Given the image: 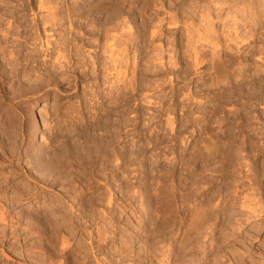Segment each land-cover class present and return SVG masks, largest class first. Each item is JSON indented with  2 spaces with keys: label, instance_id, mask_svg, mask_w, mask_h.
<instances>
[{
  "label": "rangeland",
  "instance_id": "374dc122",
  "mask_svg": "<svg viewBox=\"0 0 264 264\" xmlns=\"http://www.w3.org/2000/svg\"><path fill=\"white\" fill-rule=\"evenodd\" d=\"M37 1L0 0V45L3 50L1 47L0 49L7 52L14 47L11 60L9 59L11 64L7 61L6 52L0 50V88L2 89H0L2 92L0 93V119L2 120L7 114L8 117L10 115L12 117H9L10 120L6 117L4 121L7 124L3 121L1 123L0 120V127H4L2 124L9 123L8 126L11 124L13 127L17 124L15 129L7 126L8 129H13L11 131L13 134L18 133L17 129L27 130L29 134L33 131V127L34 129L36 127L33 141H35V147L40 146L43 149L44 154L49 152L50 143L54 140L56 146H62L63 141L68 140L69 146L74 145L70 149L72 152L77 147L81 150L85 140L83 144L90 148L88 151L93 146L96 148H92L94 151L98 150L101 153V158L99 153L92 156L93 164H90L87 173L89 176L81 181L73 176L71 179L62 178V181L58 176L56 181L60 180L49 185L46 191L39 189L43 193L38 199L29 201L14 198V203L10 207L12 209H8L11 210V216L8 215L7 209L0 208L2 212H5L6 218L5 223L0 221V264H154L150 247L155 241V225L161 211L174 216L181 210L180 205L185 204L182 203L184 199L183 202H187L191 196L192 200L200 194L212 196L214 198L211 200L212 204L225 199L223 203L230 214H228V223L224 224L229 225L232 222L238 225L236 224L228 236L224 234L225 240L220 245L221 251L218 254L215 252L201 259L200 252L195 249L197 261L192 260L191 264L209 262L211 264H264V19L262 18L264 7H262L263 11L256 13L260 21L258 20V23L254 25L255 31L248 33L251 34V40L246 37L244 40L247 41L245 40L244 43L239 41V44H235L233 41H227L224 34H221L224 29L222 24L216 18L213 20L212 28L215 29V33L212 35L219 37L215 36L216 41H219H217L218 47L214 49L222 57L223 64V72L216 77L214 74L216 72L210 68L209 60H206L205 66L192 67L187 59L183 64L172 67L174 73L173 70L170 73L167 71L169 74L167 72L161 74L162 67L159 65L153 69L148 63L139 62L141 65L138 68V76L139 79L142 76L146 83L143 87L144 92L142 91L141 95L139 93L140 96H134L137 98L130 97L131 99L125 95L129 101L127 98L124 99L123 114L122 112L119 114L117 105L113 104V95L109 94V84H104L103 81L106 73H99L98 77L94 78L96 80L93 78L90 80L88 77L77 80L70 73L62 77L58 69L56 72L53 71V67H50L52 72H55H51L52 77L41 76L43 72L41 67H44V62L47 60L48 66L50 63L48 62L50 56L46 55L44 49L45 34L56 32L57 35L55 34L54 38H59L58 40L62 36L58 34L61 30L56 29L57 27L55 32H52L55 29L51 31L50 28L47 29L50 26L49 23L45 27L50 32L44 33V27L38 24V17L43 15L46 6L49 5L44 2L45 5L39 8ZM47 1L54 5H62L63 9L65 5L73 7L81 3L80 11L84 15L92 16V18L89 17L90 22H93L94 18H101L104 13L102 12L104 10L100 9V12L99 7L96 9L93 5L106 1L105 3L110 2L108 5L113 7L118 2L124 13L121 18L125 20L123 31L130 32L133 37L144 24L148 25L150 31L155 28L153 27L155 21L157 24L160 23L161 44H167L163 52L165 62L174 55L172 48L178 44L177 40L182 36L184 23L192 22L193 30L196 28L198 31L194 30L197 33L190 34L191 41H197V46L200 43H207L199 39V36L204 34L205 28L196 10L200 8V12L202 4L207 5L208 9L215 6L214 0L205 1L207 4L202 3L204 0H201L200 5L199 2L195 3L192 0V3L191 0H185L187 3H183L184 8L182 7L180 11L173 4L177 0H155L156 4H152L147 11H143L141 9L145 0H55V3L54 0ZM229 1L227 0L228 3ZM237 1L234 0V2ZM169 15L177 17L183 23H168L169 21L166 20ZM63 16L65 17V14ZM71 18L73 23L76 21L75 26H85L88 22L83 18ZM144 19L147 21L142 24ZM160 19L161 22H159ZM63 20L61 22H66ZM88 28L93 29L91 26H85L84 30L77 35L79 39H82L85 29L88 30ZM94 29L97 30L96 26ZM238 31L243 32L240 27ZM89 36L88 34L84 36L86 37L84 45L87 46L85 50L91 51L93 48L88 43L93 39L88 40ZM93 38L98 37L95 34ZM157 38L153 45H159ZM177 46L182 48L180 44ZM132 51L130 49V52H127L132 59L130 63L133 61ZM157 69L162 76L152 78L157 79V83L146 81L152 77L151 72ZM131 71L128 72V77ZM167 75L171 76L170 80ZM202 124H204L203 127ZM208 126L211 127L209 130L215 132L213 133L217 138L215 140L217 148L215 147L211 154L199 155V157L197 149L203 147L202 140ZM29 128L32 129L28 132ZM76 136L78 138H75ZM85 148L82 147V152L79 149L77 151L81 154L89 153L85 152L87 150ZM118 148L122 150L119 151L121 159L117 158ZM5 149L8 148L5 147ZM94 151L95 154L96 151ZM215 156L217 158H214ZM4 157L6 159L5 155ZM24 161L25 157L21 164L17 160H14L15 163L11 162L12 164L5 161L4 167L8 166L6 167L8 171L10 166L14 165L21 172V167L25 165ZM159 172L162 178L159 177L161 176ZM40 175H35L37 179H34V176L28 179L13 173L9 180L11 179L13 186L18 183L21 187L31 185L36 189L41 186L39 181L48 178ZM194 175H197L198 181L200 180L198 178H201L200 182L196 181L197 184L192 183ZM160 179H162V185ZM239 182L241 185L237 189ZM160 185L163 187L162 190V187L159 188ZM244 193L245 195L249 193L248 198L243 197ZM1 201L4 204L5 201ZM7 203L8 201L5 202L8 206ZM43 204H46L48 209L45 210ZM209 206H212L211 203ZM215 207L213 208L216 209ZM36 216H40L42 221ZM46 220L55 224V228L57 226V230H54V234L57 235L50 232L49 237L45 235L46 237L42 238L44 249L41 251L33 243L37 239L34 240V236L26 235L24 227L37 225L40 229L43 228L41 231L47 232ZM39 222V225L36 224ZM6 223L7 226H3ZM137 223L141 226V230H137ZM138 231H141L145 238L144 242L141 244L131 239L132 243L129 244L127 235L137 234ZM60 236L68 240L65 248L60 243ZM210 240H207L209 242L205 245H208ZM152 246L157 248L160 244ZM38 251L41 255L37 256Z\"/></svg>",
  "mask_w": 264,
  "mask_h": 264
},
{
  "label": "bare ground",
  "instance_id": "6f19581e",
  "mask_svg": "<svg viewBox=\"0 0 264 264\" xmlns=\"http://www.w3.org/2000/svg\"><path fill=\"white\" fill-rule=\"evenodd\" d=\"M193 1L195 3L199 2V5L201 4V0H198V1L193 0ZM205 1L208 2L210 0H204L202 3H204ZM230 1H232V0H230ZM230 1L228 3L227 0L226 1L225 0H214L213 4L215 6L213 8H211L212 10L208 9L209 7H206L207 5L205 6L204 4H202L201 5L202 8L200 10L201 13L199 12L200 8L197 10L194 9V10L198 11L197 13H199L198 15L200 16L201 22H204L203 26L205 28V31H204L203 35H200V33H199V35H200L199 39L202 41L204 40L207 43L206 44L200 43V45L198 44L199 46H197L196 45V43H198L197 41H191L190 40L191 39L190 34L193 33L194 30H196V28L193 30L194 25L191 24L192 22H189L188 24L184 23L182 34H181L182 36H180L179 40H177L178 41L177 43L182 46L183 50L181 47L177 46L178 44H175L174 47L172 48V50L174 49V53H173L174 55L170 57V60L168 58L167 61L165 62V60L163 61V59H165L163 52L165 51L164 46L167 44H165V45L161 44V42H162L161 34H160V31H161L160 29L162 27L161 24L160 23L157 24V22L155 21L156 26H154L155 23L153 24V27H155V28L154 29L152 28L153 30L150 29V31H149L148 25L144 24V21H145V19H144V20H142L143 21L142 24H144V25L142 26L141 29L137 30L136 36L133 37L130 34V32L127 33V32L123 31L124 30L123 23L125 22V20L123 19L124 20L123 21V20H121V18H122L124 13L122 12L121 4H117L118 2L115 5L113 4L114 5L113 7L108 5L110 2L108 4L105 3L106 1L105 2L100 1L97 4L93 5V6H95L94 8H96V9H97V7H99L98 11H100V9L104 10V11H102L104 13L103 14L101 13L102 14L101 18H98V19L94 18V20L92 19L93 22H90L89 17L92 18V16H90V14L84 15V13L82 11H80L82 9L81 3H78L77 5H74L73 7H72V5H71V7H69L68 5H65V7L63 9V6L60 4V2H59V4L61 6H58V4H55V5L51 4L50 1H47V0H38L37 3H38L39 8L44 4V2L46 4L48 3V5H49V6H46V9H45L46 11L43 12V15H39V17H38V19H39L38 24H41L42 28L44 27L43 28L44 33L50 32L51 30L55 29V27H57L56 29H58L59 31L61 30V33L63 32V34L58 33L59 35L62 36L60 38V40H58L59 38L58 39L54 38V35L56 34V32H55L56 29L54 31H52V32H55V34L54 33L52 34L51 32H50V34H45V42H44L45 48L44 49L46 51V55L50 56L49 61H48L50 63L48 66V64L46 62L47 60L44 62V67L43 68L41 67V69L43 71L41 73V76L42 75H48L49 77H52L51 76L52 73H55V72H52V69H53V71H56V72L58 69L59 70L58 73L62 77L64 75L67 76V73H70L73 75L74 79H77V80L78 79L84 80L87 77L89 79L90 78L94 79V78L98 77L99 73H101V72L106 73L105 78L103 79L104 84L105 83L109 84V86H108L109 94H111V96L113 95L112 98H114L113 104L117 105L116 108L118 109L119 114H121V112L123 114V107H124L123 101H124V99L127 97L130 98V97H134V96H140L141 92L144 89L143 88L144 84H146L144 79L142 78V76L140 79L138 76V74H139L138 68L141 65V64H139V62L140 63H148L149 65H151L153 67V69L157 67L156 65H159L162 68L164 67V69L160 68V72H161V74H164V73L166 74L167 71H169V73L172 72L171 71V70H173L172 67L176 66L177 64H183L184 62H186L187 59L191 63L190 65H192V67H199V66L202 67L203 65L205 66L206 60H209L210 68L216 72V73H214L215 77L220 75L221 72H223L222 57L220 55H218L217 54L218 52H216V50L214 49L215 47H218L217 41H219V40L216 41L217 36L215 35L216 36L215 37L212 35L213 33H215L214 32L215 29L212 28L213 20L216 18L218 21H220L219 23H221L222 28H224L221 31V34H224V37L227 41L228 40L231 42L233 41L235 44H237L239 41H242L244 43V41L246 40V39L244 40V38H246V37L250 38L251 37V34H248V33L255 31V30H253V27L255 24L258 23V20H259L256 13L258 12V14H259L261 11H263L262 7H264L263 6L264 0H241V1L236 0L237 2H234V0H233V2H230ZM94 2H96V1H94ZM184 2H186V1L185 0H177L176 3H173V4L175 6H177V9H180V11H181V9L184 8L182 6ZM190 2H192V0ZM54 3H55V0H54ZM154 3L156 4L155 0H145L143 2V5H142L143 7L141 10L147 11L149 9V7ZM186 3H184V4H186ZM189 5H190V3H189ZM197 5H198V3H197ZM258 6L260 8H262V10H260V8H258ZM197 7H199V6H197ZM257 10H259V11H257ZM40 13H42V12H40ZM96 13H98V12H96ZM63 14H65V17L63 16ZM262 14H263V12H262ZM127 15H129V14H127ZM136 15H138V14H136ZM255 16H257V18H254ZM263 16H262V18L264 19ZM71 17H76L75 19H82L83 18V20L84 19L88 20V22L86 21L87 23L85 24V26L86 27L91 26L93 29H91V28H88V30L85 29V32L83 33L84 35H83L82 39H79L77 35L81 32V30H84L85 26L84 25L78 26L77 24L76 25L78 27L75 26L76 21L73 23ZM260 17H261V14H260ZM63 19L66 20V22H61ZM166 21L167 22L169 21L168 23H170V24H178V23L182 22L181 20L179 21L177 19V17H175L173 15H169L168 20H166ZM159 22H161V19L159 20ZM48 23L50 24V26L47 27V29L50 28V31L47 30L45 27V25L46 24L48 25ZM65 23L67 24L66 26H65ZM38 24L36 23V26ZM34 25H35V23H34ZM95 26L97 29L96 31L94 29ZM239 27L242 29L243 32L240 33L238 31ZM129 29H130V27H129ZM220 30H221V28H220ZM59 31H57V32H59ZM197 32H194V33H197ZM216 32H217V30H216ZM86 34L90 35L89 37H87L88 40L93 39V41L90 43L87 42L88 40L86 41L93 48V49L91 48L92 49L91 51L85 50V47H87V46L84 45V43H85L84 40L86 38V37L84 38V36H86ZM95 34L98 37L96 39L93 38V36ZM156 38L159 40V45H157V44L153 45ZM217 38H219V37H217ZM250 40H251V38H250ZM8 46H10V45H8ZM0 47H1V45H0ZM150 47H151V49L148 50L147 48H150ZM235 47H236V45H235ZM12 48L14 49V47H12ZM130 49L133 50L132 51L133 54L131 52V55L133 58L132 63H130V61L132 59L129 58V56H128L130 54L127 53V52H130ZM2 50H3V48H2ZM2 50H1V52H4V51L6 52V50H4V51H2ZM12 50H8L6 52V56L8 57V60H7L8 63H10L9 59L11 60V57H12L13 52H14V51L12 52ZM138 56H140V58ZM137 58H139V60H137ZM12 60H14V58H12ZM45 63H46V65H45ZM50 67H53V68L51 69ZM130 67H132L133 70ZM129 68L132 71L129 70ZM129 71H131L130 77H128ZM135 71L137 72L136 74H135ZM148 71H150V70H148ZM160 72L158 71V69H157V71L156 70L152 71L151 72L153 74L152 77L148 78V80H146V81L153 83V84L157 83L158 80L152 79V78H154V76L159 77ZM173 73H174V70H173ZM234 74H236V73H234ZM163 76L165 77L166 75H163ZM167 76H169L168 78L170 80L171 76L170 75H167ZM160 77H162V76L160 75ZM219 77H221V76H219ZM163 78H159V79H163ZM68 79H69V77H68ZM89 79H88V81L91 80V79L90 80ZM94 80H96V79H94ZM148 82H147V85H148ZM158 85H160V84H158ZM155 86L157 87V85H155ZM11 87H13V86H11ZM145 88H146V86H145ZM150 88H151V86H150ZM6 89H9V88H6ZM9 90L11 91V89H9ZM127 90H128V92H127ZM21 91H23V90L21 89ZM0 93H2V92H0ZM139 93H140V95H139ZM109 94H107V95H109ZM125 95L127 97H125ZM143 95L146 96V94H143ZM187 97H189V96H187ZM2 98H4V97H2ZM128 98H127V100H128ZM134 98H137V97H134ZM186 101H187V99H186ZM110 102H112V101H110ZM2 110H4V109H2ZM9 115H10V113H9ZM6 117H8V114ZM6 117H3L2 120L0 119L1 123H2V121L4 123H6L5 122ZM9 117H11V115ZM9 117H8V119H9ZM120 120H121V118H120ZM6 124L5 125L2 124V126H4V127L6 126V128L0 127V146H1V150H0V198H2L0 200H3L5 202L8 201V203H7L8 206L5 204V202L3 204V202L1 201L3 205L0 202V204H1L0 208L3 209V207H4L5 210L7 209L8 215H10V211H11L8 209H12L10 207L14 203V198H16V199L21 198L23 200L27 199L29 201H32V199H38L39 196H41L43 193V192L41 193V191H46V189L49 187V185H52L54 182H58L60 180V179L59 180L57 179L58 181H56V178L58 176H59V178H61L62 181H63L62 178H65V179L70 178L71 179L72 176H73V178L78 179V180L80 179V181H81L82 179H85L86 176L87 177L89 176V175H87V173H88V169H89L90 164H93V163H91L92 159H93L92 156L100 154L99 157L101 158V153H99L98 150H95L97 152L96 153L93 150L96 148H93V146L91 147V150L88 151V149H90V148H87L85 146V144H83L84 142H86L85 140H83L84 142L82 143V145H84V146H82L81 144L80 145L83 148L86 147L87 150L85 152L88 151L89 153L84 152L85 154H83V153L81 154L82 147L80 150V148H78L76 146L77 147L76 149L73 148L77 152V154H75L76 153L75 151L72 152L70 150L72 145L69 146L70 144H69L68 140H66V141L62 140L63 143L61 142L62 143V146L60 145L61 147L59 145L56 146L55 145L56 141L54 140L55 142L53 141L52 143H50L51 148H50L49 152L44 154L42 152L43 149H41L40 146L35 147L36 144L34 143L35 141H33V138H34L33 136H34V133L36 131L35 130L36 127H35V129L33 127V131L29 134L27 133V130L24 131L21 129H17L18 133L16 134V132H15V134H16L15 135L11 131L13 129L17 128L16 127L17 124L14 126L15 128L11 124H10V126H8L9 123H8V125H6ZM14 124H15V120H14ZM168 124H172V123L168 122ZM203 125L204 124H202V127H203ZM7 126L13 128V129L10 130L7 128ZM200 126H201V124H200ZM210 128L211 127H209L207 131L205 130L206 128L204 129L206 132L204 133L205 135H204L203 140H202V144H203L202 148L203 149L195 147V148H198L197 149L198 156L199 155L200 156H206L207 154H211V152L216 147L217 143L215 140H217V138L214 135L215 132L213 131L214 132L213 133L211 130H209ZM31 129L29 128L28 132H29V130L31 131ZM198 130H200V129H198ZM12 135H15V136H12ZM76 135H78V134H76ZM75 138H78V137L76 136ZM82 138H83V136H82ZM76 140L79 141V139H76ZM80 140H81V137H80ZM199 140H201V139H199ZM80 142H82V141H80ZM198 145L200 146L201 144H198ZM5 147H7L8 149L6 150ZM72 147H74V145ZM220 147H222V146H220ZM22 148L24 149L23 151H22ZM78 149L81 151L80 153L77 151ZM118 149L119 150H116V151L119 153L120 157L119 156L118 157L116 156V157L121 159L120 152L122 150L120 148H118ZM93 151L95 152V154L93 153ZM90 153H93V154H90ZM4 155L6 156V159H5ZM23 157H25V161H24L25 165H24V167H21L22 174L20 171H18V168L16 169V167L14 165L10 166L9 170L6 171V167H8V166L4 167L5 161L12 164L11 162H14V160H17V162H19V164H21ZM214 158H217V157L215 156ZM120 159H118V160H120ZM103 162H101V163H103ZM97 163H99V162H97ZM101 163H99V164H101ZM118 168H119V165H118ZM27 169L29 172L27 171ZM13 173L14 174L17 173L20 176H23V177L28 178V179H30V177H33V176H34L33 177L34 179H37L35 177V175L41 174L40 176L48 177V178H50V180H47L48 178H46V179L42 178L43 180L40 179L41 181H39V183L41 184V186H40V188L37 187L36 189L34 186L32 187L31 185H30L31 187L26 186V185L25 186L23 185L21 187V186H19L20 184H18V183H17L18 185L16 184L17 186L16 185L13 186V185H11V182H10L11 179L9 180V178L12 176ZM159 174H160V172H159ZM160 175L161 176H159V177L162 178V174H160ZM198 175H200V174H198ZM90 176H91V174H90ZM220 176L222 177V175H220ZM165 177H168V176H165ZM188 177H190V176H188ZM192 177L194 179L191 177L190 178L193 179L194 182H192V183H194V184L196 181L200 182V180H201V178H198V179H200L199 181L196 180L197 175L196 176L194 175ZM163 178H164V176H163ZM158 179H157V182L160 183L158 181ZM35 181H37V180H35ZM160 181H161V185H162L163 184L162 179H160ZM197 182H196V184H197ZM161 185L159 188L162 187ZM240 185H241V183L239 182V185H237L236 188L237 189L240 188ZM39 189H41V191H39ZM162 189H163V187L161 188V190ZM169 189H171V188H169ZM165 190H166V188H165ZM192 191H194V190H192ZM192 193L196 194V192H192ZM169 194H170V192H169ZM194 194H192V195L194 196ZM246 194L247 195H245V193H244L243 197L248 198L249 193H246ZM8 196L10 198L9 200H8ZM43 196H44V194H43ZM158 198H159V196H158ZM191 198H192V196L187 200V202H183L185 199L182 201V203L183 204L185 203V204L180 205L181 210L179 211V213L176 212V214H174V216H169L167 214H164L165 212L161 211V213H160V215L156 221V225H155V231H156V235L154 238L155 241H153V243H152V245L153 244L154 245L160 244V246L157 248H156V246H154V248H153V246L151 245V247H150L152 249L151 252L153 254L154 264H191L192 260L197 261L195 259V253H196L195 249L200 252L201 259H204L208 255L214 254L215 252H217V254H218L221 251V249L219 247L222 244V242H224V240H225L224 234H226L228 236V233H230L232 231V229L236 226V224L238 225V223L233 224L230 221H229L230 222L229 225L224 224L226 222L228 223V216H229L228 214H230L229 213L230 211L228 212L226 210V208H225L226 206L223 203L225 201L224 198H223L224 201L219 202V203L215 202L216 204L214 202L212 204L211 200L214 198L212 196L210 197V195L200 194L198 196H195V198L192 200H191ZM48 200H50V199H48ZM159 200H160V198H159ZM210 203L212 205L211 207L209 206ZM215 205H216V207H215ZM71 206H73V205H71ZM43 207H45V210H46V208L48 209V206H46V204L45 205L43 204ZM213 207H215L216 209H214ZM71 208L73 209V207H71ZM176 208H177V206H176ZM14 211H15V209H14ZM209 212H210V214H209ZM4 213L5 212H2L0 210V221L1 222L4 221V223H5L6 218L4 216ZM40 216H36V217H38L41 220ZM8 219H9V217H8ZM27 219H29V218H27ZM46 222H47V220H46ZM31 223L33 224V221H31ZM42 223L44 224V222H41V224ZM47 223H48L47 224L48 225V228H47L48 231L46 232V230H45L46 233L41 231V229L43 230V228L40 229L39 228L40 226H37V225L34 226L31 224L32 227H30L28 224L29 227L28 226L27 227L29 229L24 227V229H26V235L29 234L30 236H34L33 237L34 240L37 239L36 242H33L34 240L32 242L35 244L36 247H38L39 250L44 249L42 238L45 235H47V237H49V235H50V234H48L49 232L51 234L52 233L54 234V230H57L56 229L57 226L55 228V224H52L49 222H47ZM36 224L39 225L40 222L36 223ZM45 225H46V223H45ZM3 226H7V223L4 224ZM136 228H137V230H141V226L139 225V223H137ZM27 231H29V233ZM54 235H57V234H54ZM192 236H194V237H192ZM217 236H218V238H217ZM127 237H129L127 239V240H129V242H128L129 244L132 243V240L136 241L138 243L141 242V244H142V242H144V239H145L142 236L141 231L140 232L138 231L137 234H133V235L130 233L129 235H127ZM209 239H211L210 243L208 245H205L206 242H209V241H207ZM60 241H61L60 243H61L62 247L65 248V246L68 245L67 244L68 240L62 236H60ZM212 243H214V244H212ZM141 246H143V245H141ZM64 248H62V249H64ZM156 251H158V253H156ZM1 254H3V253H1ZM44 254L45 253H43V255ZM36 255L37 256L41 255V252L38 251V254H36ZM207 264H211V263L209 262Z\"/></svg>",
  "mask_w": 264,
  "mask_h": 264
}]
</instances>
